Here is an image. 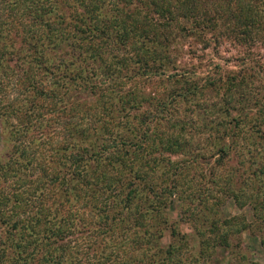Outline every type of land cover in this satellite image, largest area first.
Listing matches in <instances>:
<instances>
[{"label": "trees", "instance_id": "obj_1", "mask_svg": "<svg viewBox=\"0 0 264 264\" xmlns=\"http://www.w3.org/2000/svg\"><path fill=\"white\" fill-rule=\"evenodd\" d=\"M69 4V10L51 16V0H0L3 74L19 69L30 78L25 82L15 77L24 82L18 85L22 96L15 107L1 95L6 83L0 78V121L7 126L10 146V155L0 160V264H146L143 244L149 239L143 235L148 230L139 228L143 217L172 194L174 185L166 180L186 171L194 158H171L185 139L158 130L165 101L157 89H142L137 99V86L126 90L122 82L108 84V78L125 77L112 65L126 66L127 60L141 78L163 75V65L160 71L151 67L167 58L165 50L176 36L208 42L205 32L215 33L220 24L228 35L244 40L264 37V0H215L210 8L208 0ZM219 73L201 78L189 70L165 75L174 79L173 93L179 97L169 95L186 99L197 91L224 87L226 102L233 93L232 98L241 97V83L228 78L219 85ZM90 97L104 104L103 111L113 107L114 99L124 122H131L129 133L114 130V124L95 114L87 121L79 98ZM261 97L254 101L257 117L264 114V93ZM97 122L103 126L98 141L90 144L94 149H77L75 139ZM260 122L264 126V117ZM29 127L48 135L43 152L35 153L38 145L28 144ZM58 132L57 143L53 138ZM225 148L218 146L220 157ZM176 252L169 243L159 261L149 264H182Z\"/></svg>", "mask_w": 264, "mask_h": 264}, {"label": "rangeland", "instance_id": "obj_2", "mask_svg": "<svg viewBox=\"0 0 264 264\" xmlns=\"http://www.w3.org/2000/svg\"><path fill=\"white\" fill-rule=\"evenodd\" d=\"M52 1L54 9L51 16L69 10V0L66 6L64 0ZM213 2L215 0H208V8ZM214 31L205 32L203 37L210 39L208 42L185 35L176 36L165 50L167 58L160 63V60H155L151 67L160 71L163 65V75L159 72L151 78H141L126 60V66L115 62L116 65H112L121 69L120 75L125 77L107 79L108 84L122 82L126 90L137 86V99L142 89H157V95L166 102L159 112L158 130L175 132L185 139L179 147L181 151L178 148L171 158L182 160L185 157L183 159L189 161L194 158L186 171L166 180L168 186L174 185L172 194L165 197L155 211L149 210L143 217V226L139 228L148 230L143 235L144 240L149 239L143 244L146 264L152 259L159 261L169 243L178 248L174 256L180 257L182 264H264V126L260 122L264 114L256 116L258 104L254 102L261 100L259 97L264 93V37L255 36L250 41L241 36L234 37L224 31L223 24L217 25ZM214 63L218 65H212ZM187 70L195 73L193 77L196 78L220 72L219 85L229 78L227 81H237L245 90L239 98H232L233 93L227 102L223 100L227 98L224 87L197 91L186 99H174L179 97L173 93L174 79L171 81L165 75H178ZM6 72L7 75L3 74L0 66V78L6 83V90L1 95L15 107L22 96L19 95L22 86L19 88L18 85L24 83L15 81V77L25 82L30 78L19 69L11 72L6 69ZM188 80L191 81L192 76ZM230 91L236 92L232 87ZM169 93H172V98ZM79 101H83L79 102L80 111L82 113L85 108L83 117L87 121L95 114L102 120L107 119L109 125L114 124L111 126L114 130L123 135L129 133L126 127L131 122H124L126 116L117 111L114 99L111 100L113 107L104 111L101 109L104 104L96 103L91 97L79 98ZM25 105H28L27 101ZM96 126L75 139L77 149L84 151V147L98 141L103 125L97 122ZM6 127L0 121V160L10 155ZM44 129L46 132L49 127ZM28 131L27 137L32 141L28 144L38 145L35 153L43 152V147L49 143L48 135H40L30 127ZM60 138L61 133L58 132L53 140L58 143ZM92 146L89 151L94 149ZM218 146L226 147L222 157L217 152ZM158 175L157 172L154 176ZM128 245L129 242V249Z\"/></svg>", "mask_w": 264, "mask_h": 264}]
</instances>
